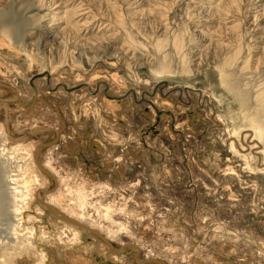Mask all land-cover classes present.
I'll return each instance as SVG.
<instances>
[{
	"label": "rangeland",
	"instance_id": "1",
	"mask_svg": "<svg viewBox=\"0 0 264 264\" xmlns=\"http://www.w3.org/2000/svg\"><path fill=\"white\" fill-rule=\"evenodd\" d=\"M56 1L69 27L45 38ZM29 4L38 9L28 12ZM3 27L41 59L31 68L26 52L0 49L10 70L0 80L32 105L29 111L16 99L0 101V111L9 107L14 134L41 135L18 144L16 169L32 168L26 151L49 130H62L67 144L43 149L42 161L61 182L57 194L76 199L70 214L113 236L115 249L137 244L141 256L170 264H264V132L254 121L263 115L264 0H0ZM190 51L202 54L198 72ZM115 73L124 79L120 90L112 87ZM109 94L124 101V120L104 106ZM5 169L0 160L1 252L4 241L30 235L24 224L10 229ZM40 182L36 188L51 187L43 174ZM70 186L84 187L85 207ZM67 236L61 227L45 229L35 241L58 246L62 261L65 251H78ZM88 242L79 254L94 257L91 264H113L96 239ZM8 247L7 264H46L31 247Z\"/></svg>",
	"mask_w": 264,
	"mask_h": 264
},
{
	"label": "bare ground",
	"instance_id": "2",
	"mask_svg": "<svg viewBox=\"0 0 264 264\" xmlns=\"http://www.w3.org/2000/svg\"><path fill=\"white\" fill-rule=\"evenodd\" d=\"M62 5H63V2H60V3L58 1L54 2L51 6V9L53 11L52 10L51 11L56 13V14H50V13L46 14L47 16H50L51 21L52 22L55 21V23H54V27H52V28L47 27V29L45 28V30H44V31H46L45 32L46 33L45 38H49V37H51V38L58 37L59 38L60 35H58V34L62 33V32L58 33V32H56V30H60V28H61V30L65 31L69 27L68 23L65 24V22H66L65 19L67 18L66 16L68 14H67L66 10L65 11L62 10V8H64V7H62ZM37 6H34V4H33V6L29 4L28 6H26V10L28 9V12H33L34 10L38 9ZM36 15L37 14H35V15L33 14L32 16H36ZM41 17H45V15H41L40 18ZM37 27L43 28L42 25H39ZM49 28H51V29H49ZM167 30H166V32H167ZM11 32H12V29L10 27L0 28V49L1 50L7 49L11 53H14V55H16V56H19L21 53L26 52L28 58L31 60V63H30L31 68L34 67V62H41V59H39V55L37 53H35L33 49L30 51L27 49H24V48H26L25 42L19 43L17 40H13V35H12L13 32L12 33ZM175 41L173 40L174 43H176ZM181 43H182V40H181ZM182 46L183 45H181V47ZM177 48H178V46H177ZM179 53H180V51H179ZM190 53H193L192 57H196L195 60L198 61V63L196 64L198 66V68H196L195 70H192V71L198 72L200 70V67L203 65V61H204V60L202 61V57H201L202 54H201V52H196V51L195 52L190 51L188 54H190ZM183 57H186V54ZM183 62H185V60H183ZM227 64H228V62H227ZM229 64H231V63H229ZM3 65H5V64H3L0 60V77L2 79H6V78L9 79L10 78L9 77V71L10 70L6 65H5L6 67L4 68ZM223 66H226V64H224ZM224 69L225 68L223 67L221 69V71ZM52 70H54L53 67H52ZM188 71L190 72V69ZM112 80H113L112 81L113 89L120 90V88L124 84L123 77L120 76L118 73H115L112 75ZM0 90H5L4 93H6L5 96H3V97L1 96L0 101H5L4 103H7L8 101H11V100L14 101L16 99L18 101V103L23 108L28 109L29 111L31 110L32 105L28 104L25 101V99L23 97H21L18 89H16L11 84H8V83L4 82L3 80H0ZM262 92H261L262 104L260 105L259 111H262L263 115L262 116H256L254 118V121L258 124L257 129H258V131H260V133L264 132V92L263 93ZM165 101L166 100L162 99V102H165ZM103 104L109 110V112L120 117L121 121L124 120V118L122 117L123 115L122 116L120 115V113L124 110L123 106L125 105V103L122 99L121 100L117 99V97L115 95H112V94H109L108 96L104 95L103 96ZM155 105H156V103L153 104V106H155ZM171 107L173 108V106H171ZM2 109H3V111H2ZM2 109L0 111V160L3 162V167L7 168V169H5V170H7V173H5V176H3V177H4V180L6 181V184H7V191L8 192L7 191L6 192L8 193L7 195H9V210L11 211V215H12L11 217H13L12 222H10L11 223L10 229L12 230V232L15 231L14 233H16L17 232L16 227L18 228V225L24 224L26 226V229L29 230L28 233H30V235H26V236L24 235L25 237H23L22 239L18 238L17 239L18 241L14 240V242L4 241L3 246H7V251H5L6 248L2 252L0 250V264H7V262H8L7 256L9 255V251H10L8 246H12V250H11L12 252H16L18 250L20 251L21 249L26 250V248H28V247H31L35 251L42 252L44 255L43 258L46 260V264H91L93 261H96V260H94V257H92V256L86 257V256H84L85 254L84 255L79 254L80 249L88 250V248L91 247L90 246L91 242H88V239H90V238L96 239V243H94V245L96 246L98 251H101V253L103 252L105 254L110 253V255H111L110 260L113 261V264H170V263L166 262L165 260H163L162 258H156L151 254H146V256L143 255L144 257L141 256L143 249L141 250L142 247H140L137 244H135V245L134 244H127V246L123 245V246H119L118 248L115 249L114 245L112 243V238H111L113 236H110V234L106 235L107 232L106 233L101 232L100 230H97L96 228H94V226L91 227L88 224H85V222H83L81 220L82 218L78 217L77 215L70 214L72 212H70L68 208L73 207V204H72V202L70 203V200H73V199L76 200V199L72 198L69 200L68 199L69 195L65 196L62 194H57L58 191L56 192V190L61 185V182H60L59 178L56 176L54 170L50 169L48 167V165H45V162L42 161V159H43L42 158V152H43L42 150L43 149L47 148L51 144H52L51 146L53 148H56V145H58L59 141H63L64 143L67 144L66 134L62 130H58V131L57 130H49L50 135H48V138L46 141H43L42 143H38L37 144L38 146L36 145L37 147L36 146L34 148L32 147V150H30L31 152L26 151V154L30 155L32 157L31 160L33 161V165L35 167L32 166V168H30V169L24 168L25 171L22 170V173H21V171L18 170V168L16 169L14 164L15 163L17 164V161L16 160L14 161L13 158L16 156V155H14L15 151L17 150V148H19V147H17L18 144L20 142H22L23 140L28 139L29 137L32 138V137L37 136L38 131H36V132L27 131L25 133L15 132V134H14V132L12 131L13 125H12L10 117H9V112H10L9 107L6 106V104H4ZM85 109H87V108H85ZM152 110L155 114H157V109L155 107H153ZM183 112L185 113V111H183ZM173 115H174V113H173ZM5 116L7 118L8 129L6 128L5 124L3 123ZM178 116L179 115L176 112H175L174 117L171 116V118H173V120H175L176 125H178V121L176 120L178 118ZM6 118H5V121H6ZM104 121L109 126H113L111 121H109L107 119H104ZM181 124H179L180 127L183 126V124L182 125ZM7 130H9L10 136L8 135ZM38 135H40V134H38ZM24 150H26V149L24 148L23 151ZM17 151H19V150H17ZM21 151H22V149H21ZM22 153H24V152H22ZM26 154H25V156H26ZM22 155H24V154H22ZM18 160H19V158H18ZM36 164H38L40 169L43 171L42 174L47 177L48 182L51 183V187H49V188H46V187L45 188H43V187L36 188L37 187L36 185L41 186L40 176L42 175L37 171V168H36L37 165ZM17 167H18V165H17ZM87 174H89L90 177H94V178L96 177L95 171H93L92 169L90 171H87ZM83 190H84V187H80V186L79 187L77 186L76 189H74L73 186H70L68 188L69 194L72 193V191L76 192L77 197H78L76 203L79 207H82V208L85 207V202H84L85 201V192ZM46 194H47V197H50L49 200L46 198ZM37 196H40L39 199L37 198ZM73 196L74 195H72V197ZM77 205L75 204L74 206H77ZM35 224H37V225H35ZM60 227L63 228L64 233L66 235H68L67 237L69 238V241L76 244L77 249H78V251L76 250L75 252L74 251H65V257H64V259H62V261L59 260L58 255H57V252H59V250H60V248L58 246H53V250H51L45 244L43 245L40 242L35 241L36 237H40L41 232L44 231L45 229H47L50 233L51 232L54 233V232L58 231V229ZM48 237H50L51 240H55L53 234L48 235ZM22 243H24V244L22 245ZM71 245H73V244H71ZM130 247L133 248L135 251L132 250ZM44 248L46 249V251H49L48 258H47V256L45 257ZM125 253H126V255H125ZM108 254H106V256ZM126 256H129L130 258H127ZM28 264H29V262H28Z\"/></svg>",
	"mask_w": 264,
	"mask_h": 264
},
{
	"label": "water",
	"instance_id": "3",
	"mask_svg": "<svg viewBox=\"0 0 264 264\" xmlns=\"http://www.w3.org/2000/svg\"><path fill=\"white\" fill-rule=\"evenodd\" d=\"M38 195V194H37ZM40 196H37V198L39 199Z\"/></svg>",
	"mask_w": 264,
	"mask_h": 264
}]
</instances>
